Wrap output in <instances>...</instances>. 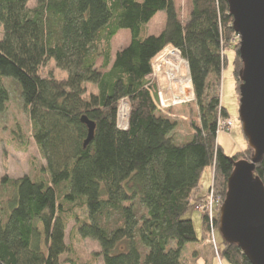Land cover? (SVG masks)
I'll list each match as a JSON object with an SVG mask.
<instances>
[{
    "label": "trees",
    "instance_id": "obj_1",
    "mask_svg": "<svg viewBox=\"0 0 264 264\" xmlns=\"http://www.w3.org/2000/svg\"><path fill=\"white\" fill-rule=\"evenodd\" d=\"M29 1L0 0V112L10 98L4 78L13 79L46 165L1 180L0 264H61L72 250L70 220L82 239L99 244L104 264H185L186 246L203 244L209 230L203 218L199 239L184 218L204 171L215 167V187L225 197L242 158L218 143L220 121L229 118L220 94L229 46L238 92L243 68L240 43H231L237 33L229 1L191 0L186 21L176 0ZM159 12L165 28L148 35ZM124 30L130 44L113 58V39ZM167 46L188 63L196 97L197 121L183 143L175 137L178 121L158 109L148 82L152 59ZM50 62L64 76L47 69ZM124 99L130 118L120 129ZM84 116L96 124L87 146ZM255 177L264 184V156ZM220 253L227 264H251L236 244L223 240ZM67 263L81 264L69 255Z\"/></svg>",
    "mask_w": 264,
    "mask_h": 264
},
{
    "label": "rangeland",
    "instance_id": "obj_2",
    "mask_svg": "<svg viewBox=\"0 0 264 264\" xmlns=\"http://www.w3.org/2000/svg\"><path fill=\"white\" fill-rule=\"evenodd\" d=\"M37 0H30L29 6L34 7ZM176 7L179 17L182 21H186L190 15L192 3L191 0H176ZM166 24V13L159 12L147 25L148 35L160 34ZM3 28L0 25V39L2 37ZM238 37L234 36L231 40L232 44H238ZM131 34L129 31H121L113 39L112 57L115 58L117 52L130 44ZM233 46H229L226 50L228 61L222 74V84L220 88L221 101L223 107L228 111L229 118L220 121L218 132V143L228 156H234L239 152L240 160L251 161V152L248 151V141L243 133L242 123L239 117L240 95L237 90V76L234 74V55ZM163 53V52H162ZM161 53V54H162ZM166 63H169L168 61ZM100 65V62L99 64ZM176 63L172 61L170 65L160 62L157 58L153 60V73L148 78L154 99L159 103V99H165L167 105L164 114L169 115L178 121V128L175 137L179 143H183L190 139L192 135L191 124L197 121V109L195 106V91L183 92V88L189 84L190 80L187 73L185 63L179 65L176 72L173 73L174 80H170L167 72H170L172 66ZM47 69L53 70L58 77L64 76L52 62L48 64ZM46 70V69H45ZM6 87L9 90V101L5 109L0 112V184L3 177L8 179H16L25 174H36L37 170L42 169L46 162L43 159L38 148L36 140L33 137L32 121L27 109H25L21 95L19 84L10 78H4ZM241 85V84H240ZM188 88V87H187ZM183 92L187 95L188 101L182 104H174L172 94L180 96ZM182 94V96H183ZM186 97V98H187ZM131 105L128 103L123 106L122 111L126 116L122 118L118 126L120 129H126L129 124ZM238 160V161H240ZM257 165V164H256ZM215 167L207 168L202 176L201 185L195 192L193 204L189 211L184 215L185 219L193 222L196 234L199 239L203 235V218L208 222L209 230L207 232L206 241L203 244H189L183 252V260L185 264H227L221 257V248L223 245V237L219 232L221 209L225 201V197L217 192L215 187ZM81 218H85V212L78 207L75 211ZM66 243L72 248L71 253L67 252L62 257L61 264H68L67 257L73 256L81 264H104L103 259L99 257V244L92 239H82L75 230V221L70 220L67 227ZM199 252L200 257L195 260L196 253Z\"/></svg>",
    "mask_w": 264,
    "mask_h": 264
},
{
    "label": "water",
    "instance_id": "obj_3",
    "mask_svg": "<svg viewBox=\"0 0 264 264\" xmlns=\"http://www.w3.org/2000/svg\"><path fill=\"white\" fill-rule=\"evenodd\" d=\"M228 1L234 30L241 37L239 117L254 156L234 165L219 232L225 242L239 246L251 264H264V184L255 177L256 164L264 156V0ZM82 122L88 128L87 146L96 124L85 116Z\"/></svg>",
    "mask_w": 264,
    "mask_h": 264
},
{
    "label": "built area",
    "instance_id": "obj_4",
    "mask_svg": "<svg viewBox=\"0 0 264 264\" xmlns=\"http://www.w3.org/2000/svg\"><path fill=\"white\" fill-rule=\"evenodd\" d=\"M236 37H238V39H239V40H238V41H239L238 44H239L240 41H241V37H240V35H238V34H237ZM162 52H163V53H162ZM162 52H160L159 54H157V55L152 59V61H151L152 73H153V60H154L155 58H157L158 60H160V62H162V63H164V64H167V65H168V64L170 65V63H172V61H174V62L176 63V66H175V65L172 66L170 72H167V76H168V78H170V80H174V79H173V78H174L173 73L176 72V70L178 69L179 65H181L182 62L186 64L187 73H188V75H189V77H190L189 68H188V63L184 60V58H183L182 53L180 52V50L174 48L173 46H167ZM161 53H162V54H161ZM167 61H168L169 63H166ZM151 75H152V74H151ZM186 83L189 84V85H187V86H185V87L183 88V92H184V94H185L186 90H187V91H188V90H189V91H193L192 86H190V83L192 84L191 77H190V80H188ZM192 85H193V84H192ZM187 87H188V88H187ZM183 92L181 93L180 96H176L174 93L172 94V101H173L174 104H182V103H186V102H188V101H191V100H188L187 95H184ZM182 94H183V96H182ZM193 95H195V94H193ZM186 97H187V98H186ZM192 98L195 99L196 97L192 96ZM155 102H156V100H155ZM127 103H128V105L130 106V102H129L128 99H124V100H122V101L119 102V105H118L117 124H118V122H120V116H121V111H122V109H123V106L126 105ZM156 105H157L158 109H159L160 111H162V112H164V110L169 106V105H167V102H165V99H162V98L159 99V103L156 102ZM124 116H126V114H125L124 111H122V118H123ZM169 116H170V114H169ZM127 127H128V126H127ZM124 129H125V128H124ZM218 132H220V130H218Z\"/></svg>",
    "mask_w": 264,
    "mask_h": 264
},
{
    "label": "crops",
    "instance_id": "obj_5",
    "mask_svg": "<svg viewBox=\"0 0 264 264\" xmlns=\"http://www.w3.org/2000/svg\"><path fill=\"white\" fill-rule=\"evenodd\" d=\"M125 31V30H124Z\"/></svg>",
    "mask_w": 264,
    "mask_h": 264
}]
</instances>
